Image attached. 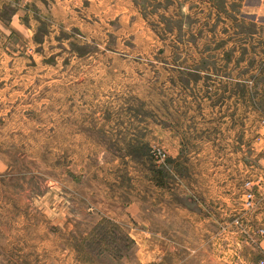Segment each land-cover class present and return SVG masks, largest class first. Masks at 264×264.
Segmentation results:
<instances>
[{
	"label": "rangeland",
	"instance_id": "1",
	"mask_svg": "<svg viewBox=\"0 0 264 264\" xmlns=\"http://www.w3.org/2000/svg\"><path fill=\"white\" fill-rule=\"evenodd\" d=\"M12 2L0 264H264V0Z\"/></svg>",
	"mask_w": 264,
	"mask_h": 264
},
{
	"label": "crops",
	"instance_id": "2",
	"mask_svg": "<svg viewBox=\"0 0 264 264\" xmlns=\"http://www.w3.org/2000/svg\"><path fill=\"white\" fill-rule=\"evenodd\" d=\"M12 1H13V0H0V8H1L2 6L9 5L10 3L12 4V3H13ZM13 4H14V3H13ZM18 10H20V9H18ZM238 118L241 119L242 117H241V116H240V117H237V118H235L234 121H235V122H238V121H237ZM234 121H233V122H234ZM233 122H232V123H233Z\"/></svg>",
	"mask_w": 264,
	"mask_h": 264
}]
</instances>
